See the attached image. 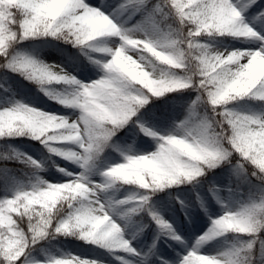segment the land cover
I'll return each mask as SVG.
<instances>
[{
  "label": "snow or ice",
  "instance_id": "snow-or-ice-1",
  "mask_svg": "<svg viewBox=\"0 0 264 264\" xmlns=\"http://www.w3.org/2000/svg\"><path fill=\"white\" fill-rule=\"evenodd\" d=\"M237 3L114 0L109 5L100 0V6H93L88 0H0V69L21 75L49 99L78 113L70 119L12 102L0 108V138L26 136L82 169L79 174L57 169L69 179L48 183L37 178L30 189L17 188L0 197V264H42L33 253L50 236L74 237L108 252L136 255L113 218L116 209L136 205L119 214L124 219L141 211L157 192L196 181L222 164L231 165L249 182L254 179L259 187L238 209L212 220L196 246L228 234L237 244L212 256L190 250L180 264H253L254 245L264 232V115L242 114L229 106L246 99L264 105V37L242 19L243 11L259 7L257 0L239 7ZM215 37L258 41L259 46L219 51L206 43ZM40 38L108 57L105 62L91 61L99 66L100 78L84 84L57 65L17 52L18 44ZM53 84L75 90L60 94L48 89ZM186 90L194 92L195 99L173 131L157 135L139 126L156 141L155 151L125 155L123 163L101 173L103 183L88 179L85 173L92 161L150 98ZM200 107L203 117L196 113ZM11 158L40 167L19 153ZM117 186L135 187L142 195L103 202L100 194ZM25 217L27 231L19 226ZM152 220L179 240L167 222L155 215ZM241 237L249 239L243 243ZM43 264L96 262L67 255Z\"/></svg>",
  "mask_w": 264,
  "mask_h": 264
},
{
  "label": "rangeland",
  "instance_id": "rangeland-1",
  "mask_svg": "<svg viewBox=\"0 0 264 264\" xmlns=\"http://www.w3.org/2000/svg\"><path fill=\"white\" fill-rule=\"evenodd\" d=\"M90 4L93 6H100V0H88ZM114 0H106V3L111 5ZM234 3H237V0H233ZM246 3V0H239L237 3V7L240 4ZM259 7L253 5L247 10L242 12V19L244 23H246L249 27L253 29L258 35L264 37V17L260 16L261 10H264V0H257ZM123 20V18H121ZM101 43V42H97ZM103 43L109 44L111 46V41H105ZM209 45H211L214 49L219 51H232V50H244L246 48H250L251 46H259L258 41H247L244 39H233L230 37H215L206 41ZM98 58H95V56ZM146 56L149 53H144ZM134 59H138L135 53L132 54ZM150 56V54H149ZM38 62H43L48 65H57L64 70V72L77 79L81 83L87 84L92 82L95 79L100 78L101 71L100 68L97 71H93L90 67L82 70H77L74 67L59 65L60 57L55 52L45 51L41 52L33 58ZM90 61L98 60L101 62H105L108 57L103 56L99 53H94L93 56L89 57ZM73 66V65H72ZM58 88L64 89L63 85H56ZM70 90H66L68 92H72L75 89L70 87ZM12 90H14L12 88ZM175 96L173 99H169L170 104V112L168 122L164 124V126H157L154 128L155 132L158 135H166L169 132L173 131L175 124L179 123L188 114V107L195 99V93L191 91H182L175 92ZM60 94H64L61 92ZM164 99V98H163ZM19 101L27 106L33 107L42 112H46L49 114L60 115L55 111L49 110L46 106L34 100L30 96H24L19 94H11V90H7V92L0 95V108L8 106L12 102ZM153 100L149 99V102L143 107H148L151 105ZM254 101L250 99L241 100L234 102L229 106V108L233 111L242 113V114H253V115H264V111L257 113V106L253 104ZM55 104H58L54 102ZM201 107L196 110L198 116L203 117L201 114ZM146 113H142L138 115L133 124L126 131L125 134H120L117 138V141L121 142V146L125 155H147L156 150V141L154 140L152 144L143 147L137 148V146L133 143L136 139V133H138L137 129L142 126L144 128H148L149 126L146 123L147 119L159 121L156 115L150 114L145 117ZM78 113H74L70 119H75ZM128 123V124H129ZM127 124V125H128ZM127 125L125 127H127ZM126 129V128H122ZM119 132V131H118ZM113 139V137H112ZM112 139L109 143H112ZM107 146L103 152L93 161L94 163H98V165H103L99 161H101V156L104 152H106L109 148ZM77 150V149H74ZM20 151L24 157L30 158L32 160L37 161L38 163L42 162L41 153L32 145L23 144L20 146ZM124 155V156H125ZM123 156V157H124ZM124 159L122 157H114V155L110 154L107 159V166L101 167L102 172L106 171L109 167L115 166L116 164L123 163ZM231 165L222 164L218 169H223ZM70 169V168H69ZM217 169V168H216ZM82 171L78 167V165L74 164L71 168V172L74 174H79ZM69 177H67V180ZM200 179L204 180L206 183L204 188H196V196L199 202L206 201L210 203L211 209H207V206L204 204L205 208V216L204 218L193 219L188 216V214H184L183 220L180 219V216L177 215L173 211H164L160 212L156 209V201H148V204L144 206V208L138 213L132 214L130 216H126L124 219H120L121 213L127 212L128 209L135 207V204L124 205L116 209L117 215L113 218L120 225L122 229V238L125 239L129 246L134 250L136 255H128L123 252H108L104 249L94 247V250L85 256H80L83 250H85L84 245L92 246L90 244H85L83 241L78 239H72L71 237L63 236V252L68 253L67 255H74L83 259H87L90 261H95L96 264H180L181 258L187 254L190 250H195L199 254L202 255H217L222 251L229 249L235 244L228 236L218 237L213 240L207 241L197 247V240L203 236L207 230L211 227V221L219 218L224 214L225 211H235L238 209L244 202L241 195H239L232 188V183L230 179L226 176H223L219 173V171H212L206 176L200 177ZM67 180H64L67 181ZM93 183H103V178L101 176L93 177L91 180ZM211 189V191H210ZM116 194L113 191H107L101 193V199L103 202L107 203L109 201L115 203L117 201L126 199L130 196L127 194H120L116 197V200L113 201L112 198ZM140 195H136L135 197H139ZM174 202L177 204L185 201V195L182 191L178 190L172 196ZM168 200V199H166ZM183 209V208H182ZM184 210V209H183ZM185 212V211H184ZM152 215L160 217L163 221L167 222L172 229V232L179 237V240H174L170 238V235L167 232L161 231L156 223L152 220ZM260 241H257V245L259 247L258 252H260ZM66 255V256H67ZM39 259L42 264L45 261L42 258L34 256ZM59 258V257H55ZM119 258V259H118ZM151 259L152 263H149L148 259ZM258 261H264L260 255H258Z\"/></svg>",
  "mask_w": 264,
  "mask_h": 264
},
{
  "label": "trees",
  "instance_id": "trees-1",
  "mask_svg": "<svg viewBox=\"0 0 264 264\" xmlns=\"http://www.w3.org/2000/svg\"><path fill=\"white\" fill-rule=\"evenodd\" d=\"M16 50L20 54L23 55L29 54L30 56H34L35 54H38L41 51L51 50V51H55L61 58H63L62 59L64 60L63 62L71 63L75 65L77 68H81L84 65H87L89 67L93 65L95 69L97 70L99 69L98 65L89 62L87 57L92 53V51H90L88 48H85L83 50L79 48H74L70 44H65L59 40H52L50 38L28 40V41H24L21 44H18ZM12 86L15 87L16 93H21L22 95L25 96L27 95L31 96L34 100L38 101L44 106H47L51 110H55L59 112L61 116L70 117L72 113H75L70 109L64 108L62 105L55 104L52 99H49L47 96L44 95L42 91L38 89L36 84L24 79L21 75L0 69V93L5 91V89L7 88H11ZM48 89L50 91L58 92V93L62 91L61 89L56 87H51ZM67 89L68 87L66 86L64 90ZM64 92L69 93L67 91ZM170 94H166V95H170ZM161 99H162L161 97L150 98V100H153L154 102H157L158 105H160L159 107H157L155 105L156 103H153V105L156 108H153L152 110H154L156 114L159 116L160 119L159 124L163 125L164 122L167 121L168 106ZM254 103L258 108V110H256L257 113L264 111V105H261L257 102ZM144 110L148 112L149 110H151V108H140L139 111L136 113V115L131 118V120L137 117ZM201 110L202 113L205 115L206 113L203 107H201ZM132 122H130L127 125V127H124L126 129H121L119 132L116 133L115 136H113L112 143L110 144L108 150L104 152L103 155L101 156L100 159L101 161H99L101 164L106 163V160L110 156V154L114 155V157L123 156L121 154L122 149L120 148V144L119 141H117V138L119 137L120 134H123L127 130V128H129L132 125ZM150 123L154 124V121L152 122L150 121ZM152 140L153 138L141 134L138 139L139 146L146 145L147 141L151 142ZM22 144L32 145L41 153L44 159V163L39 164L40 167L38 169L27 166L25 163H22L20 160L11 158L13 156V153L21 154L18 149ZM5 155H7L9 158L8 159L0 158V197H3L5 195L10 196L17 188L22 187L26 190L30 189L31 185L37 182V178L45 182H48L46 180L48 176L56 183H63L62 180L67 178V176L57 171V169L61 168L60 162L64 165L63 169L65 171L69 168H72L74 165L73 163L63 160L55 155H51L39 141L29 139L26 136L19 138H0V157H3ZM51 159H56L59 162L57 166H54L52 165V163H50ZM100 167L101 165H98V163H94L92 161L90 165V169L87 173H85V175H87L88 179H91L92 177H96V176H101ZM212 171H219V173L226 174L227 177H229V179L232 181L234 190L241 193L242 199L245 200L246 202L248 201L250 194L257 191L259 187L257 181L253 179L251 180V182H249L241 178L236 173H234L232 167L230 166L223 169H218V168L213 169ZM212 171L206 172L204 176H206V174H209ZM204 183H206L204 180L198 178V180L193 181L191 183L181 184L179 186H174L172 188H167L164 189L163 191L157 192L156 194L151 196L150 200L156 201V203L158 202L157 203L158 209L161 206L168 209L169 207H172V205H175V202L173 201L172 198V194L178 189L182 188L185 190L186 198H187V202L183 204L188 208L189 213L192 216L201 217V212L203 211V207L197 203L194 195V191L196 190V188H204L205 187ZM110 190L117 192L118 194L128 193L130 196L142 195V190H139L132 186H117ZM167 198L169 202H167L166 204V202L164 201ZM176 208L177 207H175V210H177ZM21 211L23 210L21 209ZM14 218H16L19 221L18 215L14 214ZM27 224H28L27 218L25 217L23 222L20 223L19 226L23 230L27 231ZM227 236L232 240V242L235 245L237 244V240L235 237L232 236V234H228ZM71 238L76 240V238L74 237ZM62 239H63L62 236H50L48 239L41 241L40 244L37 245V248L40 249V251L34 252L33 255H39L41 257L51 259L54 253L61 252L62 249L60 248V245ZM248 239H249L248 237H241L240 242L246 243ZM258 240H261L260 245L264 244V232H261L259 234ZM258 250L259 247L256 242L253 249V256H254L253 264H264V261L262 262L258 261V255H260V252H258ZM85 253L87 252L85 251Z\"/></svg>",
  "mask_w": 264,
  "mask_h": 264
}]
</instances>
